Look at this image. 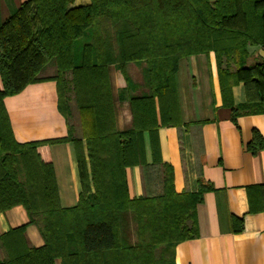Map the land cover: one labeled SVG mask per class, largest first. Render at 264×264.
Here are the masks:
<instances>
[{
    "label": "trees",
    "instance_id": "16d2710c",
    "mask_svg": "<svg viewBox=\"0 0 264 264\" xmlns=\"http://www.w3.org/2000/svg\"><path fill=\"white\" fill-rule=\"evenodd\" d=\"M27 0L0 25V213L21 205L44 239L29 247L26 227L0 237V264H175V249L198 236L202 191H175L173 167L161 154L159 130L182 125L177 73L193 55L216 57L223 105L232 120L264 114V59L249 63V47L264 50V0ZM145 62L150 94L129 101L133 128H117L110 67L128 80L127 66ZM56 66L58 109L72 117L74 95L82 137L16 142L5 99L46 81ZM243 84L247 102L235 105ZM127 94V95H126ZM152 160L147 162L145 136ZM72 143L81 193L62 208L50 148ZM264 149L258 132L249 150ZM142 166L150 188L131 199L127 169ZM161 176V179H160ZM161 182L162 194L153 188ZM235 232L243 221L233 220Z\"/></svg>",
    "mask_w": 264,
    "mask_h": 264
},
{
    "label": "crops",
    "instance_id": "0c3cea01",
    "mask_svg": "<svg viewBox=\"0 0 264 264\" xmlns=\"http://www.w3.org/2000/svg\"><path fill=\"white\" fill-rule=\"evenodd\" d=\"M27 0H0V25ZM90 0H75L73 8L87 6ZM251 62L264 59V50L251 48ZM49 64L41 78L56 75ZM128 80L117 66L110 67L115 100L117 128H133L129 101L121 99L127 87L132 96L150 94L145 62L127 66ZM182 125L162 127L159 141L163 161L174 170L175 191H202L196 208L198 236L177 245L175 264H264V149L253 154L249 146L258 132L264 143V114H246L232 120L231 109L223 105L216 57L193 55L180 62L176 76ZM3 84L0 76V90ZM127 95V94H126ZM235 105L247 102L243 84L233 88ZM14 138L20 144L66 138L69 125L76 138L82 137L80 126L71 122L77 111L71 101L72 117L67 120L58 109L57 83L53 80L29 85L19 95L5 99ZM79 120V114L77 111ZM80 129V130H79ZM148 164L153 162L149 137L145 136ZM62 208L77 206L81 193L79 169L72 143L50 148ZM161 179V176H160ZM131 199L146 197L149 186L142 166L127 169ZM162 194L159 182L153 188ZM243 221V230L235 232L233 220ZM26 227L25 237L31 248H40L44 239L37 225L31 224L26 209L15 206L0 213V237L11 230ZM4 258L0 249V259ZM56 264H62L60 260Z\"/></svg>",
    "mask_w": 264,
    "mask_h": 264
},
{
    "label": "rangeland",
    "instance_id": "374dc122",
    "mask_svg": "<svg viewBox=\"0 0 264 264\" xmlns=\"http://www.w3.org/2000/svg\"><path fill=\"white\" fill-rule=\"evenodd\" d=\"M251 48H256V47H249V50H251ZM249 53H250V52H249ZM250 62H251V59H250ZM70 95H71V97H72V101L75 103L73 93H71ZM75 104H76V103H75ZM71 122L74 123V124H76V125H77V128H78V126H79V122H80V119L78 120L77 111H75V118H74V120L71 119ZM79 130H80V129H79Z\"/></svg>",
    "mask_w": 264,
    "mask_h": 264
}]
</instances>
